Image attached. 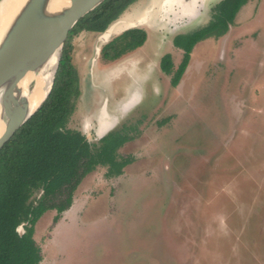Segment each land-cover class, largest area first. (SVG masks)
<instances>
[{
  "label": "rangeland",
  "instance_id": "obj_1",
  "mask_svg": "<svg viewBox=\"0 0 264 264\" xmlns=\"http://www.w3.org/2000/svg\"><path fill=\"white\" fill-rule=\"evenodd\" d=\"M153 2L136 0L114 23ZM194 21L171 33L138 25L143 45L112 61L95 56L99 33L71 39L80 94L69 126L96 141L104 108L116 118L107 130L134 127L119 148L133 161L115 177L96 167L58 220L54 210L39 217L41 264H264V0L196 42L172 86L159 59L169 53L176 68L172 37Z\"/></svg>",
  "mask_w": 264,
  "mask_h": 264
},
{
  "label": "trees",
  "instance_id": "obj_2",
  "mask_svg": "<svg viewBox=\"0 0 264 264\" xmlns=\"http://www.w3.org/2000/svg\"><path fill=\"white\" fill-rule=\"evenodd\" d=\"M136 0H103L79 18L68 31L52 86L35 112L0 148V264H38L41 248L34 238L35 224L47 210L56 221L72 203L81 180L98 166L106 177L123 173L133 161L119 148L131 140L134 127L121 125L97 141H89L69 126L79 96L78 74L71 62V39L81 31L100 33ZM247 0H221L203 26L177 34L173 43L183 49L176 68L169 54L160 58V69L171 74L170 84L180 80L196 42L223 35ZM142 28L131 27L112 37L100 50L103 60H114L140 46ZM22 224L20 234L17 227Z\"/></svg>",
  "mask_w": 264,
  "mask_h": 264
},
{
  "label": "water",
  "instance_id": "obj_3",
  "mask_svg": "<svg viewBox=\"0 0 264 264\" xmlns=\"http://www.w3.org/2000/svg\"><path fill=\"white\" fill-rule=\"evenodd\" d=\"M102 1L68 0L64 5L56 6L55 0H25L17 14L14 15L0 43V48H2L0 49V114L3 124L0 132V148L48 95L68 31L79 18ZM115 20L99 36L101 44L109 41L111 34L117 35L125 29L148 22L137 21L115 29L114 27L123 23V21L114 23ZM112 26L113 29L109 32ZM100 48L101 46L98 45L95 47V56L98 55ZM55 52L57 53L56 61L49 86L39 103L32 107L18 83L28 71H38ZM32 84L31 82L28 88L32 87ZM19 228L22 230L20 231ZM17 230L20 234L23 232L22 224L17 227Z\"/></svg>",
  "mask_w": 264,
  "mask_h": 264
},
{
  "label": "bare ground",
  "instance_id": "obj_4",
  "mask_svg": "<svg viewBox=\"0 0 264 264\" xmlns=\"http://www.w3.org/2000/svg\"><path fill=\"white\" fill-rule=\"evenodd\" d=\"M67 1L68 0H55V2H57L56 6H62L67 3ZM191 1L192 0H154L152 4V6L156 5V9L154 11L149 12V10L146 9L144 12L138 15L136 19L125 20L122 24L114 28L118 29L129 24H134L137 21L145 22L152 20L153 22L156 15L161 14L162 16H165L166 12H169L171 14H166L167 16H169V21L175 23L180 11H183L184 13L190 12L189 6H192ZM24 2L25 0H2L0 2V43L1 40L4 38L3 36H5L6 34V30L9 29L8 27L12 18L14 17V15L17 14ZM176 4L180 7L177 8L175 6ZM112 29L113 26L110 27L108 31L111 32ZM106 36H108V34ZM56 55V52L53 53L43 64V66L38 69V71H28L18 83L19 87H21L23 89V92L25 93L27 102L32 107H35L39 103L49 86L52 70L56 61ZM31 82L33 83L32 87L28 88ZM102 111L100 112L101 119L98 122L100 126V131L98 132L99 134L104 133V131H106L112 124V122H114L116 119L115 118L112 120L111 116H109L107 112L104 113ZM2 128L3 124L0 114V132Z\"/></svg>",
  "mask_w": 264,
  "mask_h": 264
},
{
  "label": "flooded vegetation",
  "instance_id": "obj_5",
  "mask_svg": "<svg viewBox=\"0 0 264 264\" xmlns=\"http://www.w3.org/2000/svg\"><path fill=\"white\" fill-rule=\"evenodd\" d=\"M221 0H192L191 2H192V6H189V9H190V12H188V13H184L183 11H180L179 12V14H178V16H177V19H176V21H175V23H172L171 21H169L170 19L168 18L169 16H167L166 14H168V15H171L169 12H166V14H165V16H162L161 14H159V15H156L155 16V18H154V21L153 22H155V23H159L160 25H161V27H162V31H165V32H167V33H171V31H177L178 29H180L179 27L180 26H182V25H184L185 23H187V22H189L190 20H195L194 22H196L197 24L198 23H200V22H202V19H203V17L205 16V13L207 12V11H209L208 13H209V17H207L206 19H205V21L203 22V23H200V24H198V25H196L195 27H193V28H189L188 30H186L185 32H181V33H177V34H183V33H187V32H190V31H193V30H195V29H197V28H199V27H201V26H203V25H205L210 19H211V17H212V14L215 12V6L220 2ZM249 0H247L243 5H245L247 2H248ZM243 5H241V7L243 6ZM177 8L178 7H180L179 5H175ZM240 7V8H241ZM240 8H239V10H240ZM156 9V5L153 7L152 5L148 8V10L150 11V12H152V11H154ZM177 10V9H176ZM238 10V11H239ZM238 13V12H237ZM236 13V14H237ZM235 17H236V15H235ZM235 17H234V19H235ZM150 21H152V20H150ZM230 26V25H229ZM135 27H138V26H135ZM139 28H142V27H139ZM170 28H172L171 30H169ZM143 29V28H142ZM228 29H229V27H228ZM228 29H227V31H228ZM144 30V29H143ZM145 31V30H144ZM226 31V32H227ZM103 32V31H102ZM102 32H100L99 33V35H101V33ZM225 32V33H226ZM145 33H146V31H145ZM224 33V34H225ZM177 34H174V36L172 37V46L173 47H175V48H177V49H181L182 50V52H183V49L181 48V47H179V46H176L174 43H173V38L175 37V35H177ZM208 38V37H207ZM106 43V42H105ZM104 43V44H105ZM103 46V45H102ZM101 50V49H100ZM164 54H169V53H164ZM164 54H162V55H164ZM162 55H161V57H162ZM170 55V54H169ZM160 57V58H161ZM170 57H171V55H170ZM172 59V58H171ZM107 61H112V60H107ZM163 72V71H162ZM163 73H165V72H163ZM165 74H167V73H165ZM80 90V89H79ZM80 94V93H79ZM79 97V96H78ZM135 99H137V95H136V98ZM128 102V99H126L125 100V102H123V104H122V107H123V109L122 110H124V109H127L128 107H130V106H132L133 105V103L130 105V106H128V107H125L124 105L126 104ZM135 102H136V100H135ZM104 108H102L101 109V111L103 110ZM100 111V112H101ZM99 112V114H97V123L100 121V119H101V113ZM114 125V124H113ZM100 129V127H99V124H98V131H100L99 130ZM109 130H107V132H108ZM106 132V131H105ZM105 132L104 133H102L101 135H99L98 137L100 138L101 136H103L104 134H105ZM85 135V134H84ZM86 136V135H85ZM87 138V137H86ZM98 138V139H99ZM88 139V138H87ZM97 139V140H98ZM96 140V141H97ZM72 202H73V199H72ZM71 205H72V203L70 204V206L67 208V209H65V210H63L62 212H61V215H60V217L62 216V214L65 212V211H67L70 207H71ZM59 217V218H60ZM58 218V219H59ZM43 258V257H42ZM42 260V259H41ZM40 260V261H41ZM39 261V262H40Z\"/></svg>",
  "mask_w": 264,
  "mask_h": 264
},
{
  "label": "crops",
  "instance_id": "obj_6",
  "mask_svg": "<svg viewBox=\"0 0 264 264\" xmlns=\"http://www.w3.org/2000/svg\"><path fill=\"white\" fill-rule=\"evenodd\" d=\"M41 262H42V260H41L39 263L41 264ZM39 263H38V264H39Z\"/></svg>",
  "mask_w": 264,
  "mask_h": 264
}]
</instances>
